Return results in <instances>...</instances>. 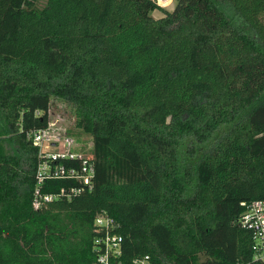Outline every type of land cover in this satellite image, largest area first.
<instances>
[{
	"label": "trees",
	"instance_id": "1",
	"mask_svg": "<svg viewBox=\"0 0 264 264\" xmlns=\"http://www.w3.org/2000/svg\"><path fill=\"white\" fill-rule=\"evenodd\" d=\"M174 2L0 0V264H98L102 211L122 264H264L240 223L264 199V0ZM55 100L92 137L93 186L35 208L70 183L36 177Z\"/></svg>",
	"mask_w": 264,
	"mask_h": 264
},
{
	"label": "built area",
	"instance_id": "2",
	"mask_svg": "<svg viewBox=\"0 0 264 264\" xmlns=\"http://www.w3.org/2000/svg\"><path fill=\"white\" fill-rule=\"evenodd\" d=\"M53 103V102H52ZM52 106V104H51ZM51 106L49 121L46 127L29 133L33 143L39 148L38 167L36 177L38 185L46 179H61L70 182L62 186L61 192L43 194L38 187L34 198L35 208L43 202L55 200L61 196L72 198L86 188L93 186L95 167L88 149L68 134L61 133L54 128L51 121ZM37 115L41 112L37 111ZM244 211L240 216L243 227L252 232L253 257L264 261V199L243 202ZM95 227L99 232L95 239L96 262L98 264H122L123 241L121 234L116 232L117 224L106 211H102L95 220ZM149 256L138 258L136 263L145 264Z\"/></svg>",
	"mask_w": 264,
	"mask_h": 264
},
{
	"label": "rangeland",
	"instance_id": "3",
	"mask_svg": "<svg viewBox=\"0 0 264 264\" xmlns=\"http://www.w3.org/2000/svg\"><path fill=\"white\" fill-rule=\"evenodd\" d=\"M160 6L168 9L173 10L175 6L174 0H157ZM164 12L161 10H155L153 15L157 18L163 16ZM68 44L72 47H77L85 43V40L81 39H69ZM51 121L55 123L54 128L57 129L61 133H65L70 135L71 137L75 138L82 148L88 149L92 146V137L90 134L80 130L76 125V113L72 111L70 105L65 104L61 101H53L51 106ZM188 142H184L181 151H180V158L182 161V167L185 170L186 168L190 167V165L194 164L197 160L198 154H191L189 151ZM92 149V148H91ZM89 150V152L91 151Z\"/></svg>",
	"mask_w": 264,
	"mask_h": 264
}]
</instances>
